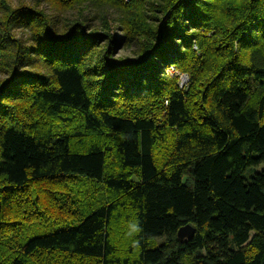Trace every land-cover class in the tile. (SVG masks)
<instances>
[{
  "label": "trees",
  "instance_id": "1",
  "mask_svg": "<svg viewBox=\"0 0 264 264\" xmlns=\"http://www.w3.org/2000/svg\"><path fill=\"white\" fill-rule=\"evenodd\" d=\"M48 1L0 0V264H264V0Z\"/></svg>",
  "mask_w": 264,
  "mask_h": 264
},
{
  "label": "rangeland",
  "instance_id": "2",
  "mask_svg": "<svg viewBox=\"0 0 264 264\" xmlns=\"http://www.w3.org/2000/svg\"><path fill=\"white\" fill-rule=\"evenodd\" d=\"M25 5H32L35 7H38L41 10L42 14H47L48 17L52 20L53 23H55L54 25L56 26V28L61 29L62 28V23L64 24V20L65 19H71V20H66L65 21V25L63 26V28L61 29V31H67V27L66 24H69L74 18H78V16L76 15L75 10H67V9H60L58 7H54L53 4L49 3L48 0H41V1H36L33 2V0H8V4L11 6L12 9H16L17 7H19L20 5L24 4ZM88 12H92V11H88ZM77 16V17H76ZM92 16V17H91ZM91 16H88L89 19L93 20V14ZM110 16V18H114V12H108V17ZM93 22V21H92ZM93 29H98V26L100 27V23L94 21L93 22ZM55 29V28H54ZM113 32L115 33L116 36H122V32L120 30V28L118 27V24L114 25L113 28ZM15 34L17 35V37L20 38H24L26 39L28 36V31L27 30H23V29H18L15 31ZM118 55H122V56H132L133 51H131L129 48H120L118 50ZM180 72V70H179ZM182 73V72H181ZM183 74L187 75L189 78L188 83L186 84L185 88L183 90L188 89L189 85H190V76L187 73ZM177 79V77H175ZM177 83L179 86V80L177 79ZM180 87V86H179ZM181 89V88H180Z\"/></svg>",
  "mask_w": 264,
  "mask_h": 264
},
{
  "label": "clouds",
  "instance_id": "3",
  "mask_svg": "<svg viewBox=\"0 0 264 264\" xmlns=\"http://www.w3.org/2000/svg\"><path fill=\"white\" fill-rule=\"evenodd\" d=\"M128 229H129V231H128L127 235L129 237H136L143 231V229L140 227L138 222L130 223L128 225ZM132 246L134 248H139L140 247V240L139 239H133L132 240Z\"/></svg>",
  "mask_w": 264,
  "mask_h": 264
},
{
  "label": "built area",
  "instance_id": "4",
  "mask_svg": "<svg viewBox=\"0 0 264 264\" xmlns=\"http://www.w3.org/2000/svg\"><path fill=\"white\" fill-rule=\"evenodd\" d=\"M166 74L172 77H177V79L179 80V86L182 90L185 88L186 84L189 81L188 76L179 72V70L176 69L175 67L168 68Z\"/></svg>",
  "mask_w": 264,
  "mask_h": 264
},
{
  "label": "water",
  "instance_id": "5",
  "mask_svg": "<svg viewBox=\"0 0 264 264\" xmlns=\"http://www.w3.org/2000/svg\"><path fill=\"white\" fill-rule=\"evenodd\" d=\"M195 235V230L189 225L182 227L178 232V238L180 241L182 240H191Z\"/></svg>",
  "mask_w": 264,
  "mask_h": 264
}]
</instances>
